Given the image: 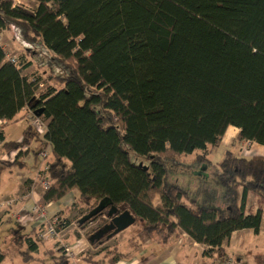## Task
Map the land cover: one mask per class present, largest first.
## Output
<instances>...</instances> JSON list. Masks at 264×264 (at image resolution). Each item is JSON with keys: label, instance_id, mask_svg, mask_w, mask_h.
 Masks as SVG:
<instances>
[{"label": "trees", "instance_id": "trees-1", "mask_svg": "<svg viewBox=\"0 0 264 264\" xmlns=\"http://www.w3.org/2000/svg\"><path fill=\"white\" fill-rule=\"evenodd\" d=\"M33 1L27 10L0 0V38L16 28L51 70L62 69V88L36 100L23 76L30 54L12 63L0 43V119L44 109L52 186L42 205L77 192L76 204L92 211L108 197L144 223L140 233L178 242L181 232L209 247L213 264H240L244 255L230 257L224 242L238 231L261 235L264 156L212 158L229 127L238 142L264 147V0ZM33 132L20 143L1 133L0 150L17 153L33 139L44 148ZM23 154L0 157V186ZM37 250L31 244L24 259ZM58 258L52 264H66Z\"/></svg>", "mask_w": 264, "mask_h": 264}, {"label": "rangeland", "instance_id": "rangeland-1", "mask_svg": "<svg viewBox=\"0 0 264 264\" xmlns=\"http://www.w3.org/2000/svg\"><path fill=\"white\" fill-rule=\"evenodd\" d=\"M12 1L16 6H21L27 10H33L37 6V3L33 0H12ZM7 30L8 32L2 33V37L0 38V43H2L7 53V56H9L8 61H10L11 57H16L19 59L23 57L22 56L23 54L25 55L30 54L26 56V62H30V67L23 72V76H26L30 81H32V83L36 84L37 90L35 92L36 93L35 99L40 100L41 94L45 93L50 87H55L58 90L61 89L62 81H63L62 79H60V77H62L63 75L62 69L60 67L59 68L55 67L54 69L51 70L48 66V64H50L51 59H47V57L45 59H42L40 55L41 51L39 50L38 47H36L35 45L30 46V44L26 42L22 38V36L19 35V31L16 28L10 27ZM30 52H32V55ZM35 52L37 53L35 54ZM31 63H33L32 66ZM42 63H44L45 66L42 65ZM70 63L74 64L73 61H71ZM24 111L25 112L21 113L18 116V118H21L23 116L27 117V115H29L28 108H26ZM28 127H31L33 132V127L30 124V122L27 121V118L17 119V121L13 120L4 127L0 128V134L4 132L3 134L5 136L4 139L6 138V140L9 142L12 141V142L20 143L22 142L24 131ZM231 134L230 135L227 134V137L229 136L230 138L232 137V139L227 142V145H231L233 142L237 140L236 139L237 136L233 138L235 134L232 135ZM224 137L225 135L221 138L220 140L221 143ZM42 141L44 143L43 145L44 148L42 147L41 149H40V142L36 139H33L31 143L26 146L25 149L27 150L25 152H22L24 154L20 159L21 161L23 157L25 158L24 165L21 162L19 164H15L11 169L4 170V172L1 175L0 203L4 202L3 200L5 201L18 200L16 195H13L11 193L14 186L13 180L17 179V181L19 182L21 180H26L27 178H33L34 181L36 180L38 181L39 173L42 171L43 168H45L46 164L51 159L50 157L51 153L46 159V161H44L40 157L37 158L35 156L34 151L40 153L46 147V142L44 140ZM1 147L2 146H0V149ZM240 147L244 148L242 152L248 158H252L254 156H264V147L258 146L257 144L252 143L246 147L245 144H241L237 142V147H235V150L238 151ZM233 150L234 148L232 147L229 149V151H233ZM226 152H227L226 148H223L222 146L217 148L213 153V158H212L213 163L216 165L222 162L226 155ZM12 154L3 153L2 150H0V157H2V155H5L4 158L6 161L14 162L17 156L13 157ZM185 158L187 159L186 161L192 162V160L195 158V155L186 156ZM145 164H148L147 160ZM18 182H17V186L19 187ZM35 186L37 191L42 192V188L40 184H36ZM26 192H28V190ZM78 197L79 196L77 193H73L65 197V199L63 198L62 208H60L59 212H56L53 214L54 216L52 215V217L47 218V216L45 217L47 213V209H46V213H44V216L43 215L37 216L40 219L43 218L42 220L37 221V219L34 218V221L28 220V222H26L25 228L27 229L20 228L23 227V224L18 222L17 219L18 215H16L17 221H15L16 219L13 214V216H11L12 219H14L13 222L12 221L6 222L4 229L0 230V240H1L0 248L3 252L5 251L7 254V259L5 260L4 264H24L22 262L21 253L25 252L28 249V247H30L31 244L33 245L35 243H37L38 245V250H37L38 257H36L38 258V260L37 263L34 264H52L54 262L52 258L57 256L60 257L58 258L59 259L58 261H61V263L66 262V264H70L71 263L69 262L70 258L65 255L66 249L69 250L70 252L75 253V257L78 260L79 264H90V261H93L94 263L97 262L100 264H108L109 262L108 253L105 250H102L101 252V248L104 245H106L107 242L113 241L108 246H104L102 249H106V247H108L107 248L108 252L110 251L111 253L113 252L114 255H116V257L119 258V256L121 257L125 256L127 258L130 256L128 252H130L132 248L134 249L138 248L139 247L138 245L142 243H145V245L146 244L149 245L151 244V241H155V242L163 241L162 239V236L164 235L163 233L156 235H154L153 233L150 235L146 234L145 232L140 233L139 231H141L142 227L144 226V223L138 220L135 225H133L123 233L119 234L116 237L117 240L112 239L103 243L102 245L96 244V246L95 245L92 246L89 243L88 238L92 234L96 233L98 228L101 227V225L108 224L109 219L108 216L106 215L98 216L94 221L88 223L85 229H81L79 227L78 221L91 211V206L89 207L88 205H81V203L79 202H77L76 204ZM157 200L158 199H156V201ZM48 204L42 205L41 202V205L44 207L47 206ZM88 204L91 205L90 203ZM98 204L99 203H97L96 205ZM53 208L54 207H52L51 209ZM6 209H10V210L14 209L15 212V208L13 207L12 209L5 206L0 208L3 214H4L3 210ZM20 216L23 219L27 216V213L25 212L24 215L22 214ZM44 217L47 218V220H50L51 221L50 223H52L54 218L57 219V221L61 223L60 224L58 222V226H62L63 223L62 221L65 222L64 225L65 229L63 230L64 232L62 231L61 233L60 231V236L62 241H58L56 238H54L55 236H53L52 233H50L47 237H45V239L40 236L42 234L46 235L47 232V230L40 231L45 229L46 222L44 220ZM34 224H37V227L40 228L36 236L34 235L32 236L30 234V230L33 229ZM162 228L163 227L160 226L161 229L160 232H162ZM78 232L80 233L78 234ZM79 238H82L81 240H83V243L81 242L82 245L81 243L80 245L78 244L77 240ZM224 245L228 247L227 252L231 254L230 257L237 259V256L244 255V258L239 260L240 264H258L260 261L256 259L255 256L264 255V217H263L260 236H255L251 231H244L242 233L238 231L233 233L231 239L229 241L226 240L224 242ZM208 251H210L209 247L204 246L203 255L205 256V253ZM32 255L34 256V252H32ZM48 255L50 257H48ZM96 256H99L100 258L97 259L95 258ZM150 256H153V254ZM206 257H207L206 262L208 264H213L217 260L216 255L214 256L208 255ZM179 262H183V259L182 258L179 259Z\"/></svg>", "mask_w": 264, "mask_h": 264}, {"label": "crops", "instance_id": "crops-1", "mask_svg": "<svg viewBox=\"0 0 264 264\" xmlns=\"http://www.w3.org/2000/svg\"><path fill=\"white\" fill-rule=\"evenodd\" d=\"M23 112H25V111H23ZM232 128L235 130L234 133H232V134H235L233 138H235V136H238L239 129H237L235 127H229L226 134H225L224 139H222V143H220V146H222L223 148H226V151H228L232 147V148H234L233 152H237V150H235V147H237V142H238L236 140L237 137L235 139L236 140L235 142H233L231 145H227V142L232 139V137L230 138V136L227 137V133ZM3 134H4V132H3ZM227 138H229V139H227ZM4 142H7L6 138L4 139ZM4 142H1L0 146H2ZM239 143L245 144L246 147L249 144H252L249 142H239ZM243 149H244L243 147H240L239 150L243 151ZM12 156L16 157V154L13 153ZM4 157H5V155H2V158H4ZM24 159L25 158L23 157V159L20 161V163L22 162L23 165H24V161H25ZM13 182H14V186H13L11 193L13 195H16V197L18 199V200H15L17 202L16 206L13 207V208H15V212H14V209L13 210L6 209V210H3V212H4V214H3L1 212L2 210H0V230L4 229L6 222H11V221L13 222L14 219H12V217H11V216H13V214H14V217L16 219V215H22V214L24 215L25 212L28 213V211L31 209V207L35 203V201H38L40 203V200H42V192L37 191L36 186H35L36 184H39V183H37V180L34 181L33 178H27L26 180H21L19 182L17 181V179H15V180H13ZM17 182L19 183V187L17 186ZM32 183L34 186L32 185ZM27 190H28V192H26ZM74 193H77V192H74ZM69 195H71V194H68L67 196H69ZM67 196H65V197H67ZM65 197H64V199H65ZM62 200H63V198L59 202L50 203L51 205L48 204L45 207L43 206L45 210L47 209V218L52 217V215L54 213L60 211V208H62ZM3 201H5V200H3ZM2 203H4V202H2ZM52 207H54V208L51 209ZM42 219L43 218H41L37 221H40ZM15 221H17V219ZM20 228L21 229H27L24 226L20 227ZM39 230H40V228L37 227V224H34L33 229L30 230V234L32 236L33 235L36 236V234H38ZM40 231H43V230H40ZM240 232L242 233L244 231H240ZM79 233L80 232H78V234ZM81 239L82 238H79L77 240L79 245L81 242L83 243V240H81ZM57 240L62 241L61 236ZM113 240H117V238L115 237ZM112 242L111 241L107 242L106 245H104V246H108ZM0 243H1V240H0ZM82 243H81V245H82ZM138 246H139L138 248H136V249L132 248V250L130 252H128V254L130 256L127 258L125 256L124 257L119 256V258L116 257V255H114L113 252L112 253H111V251L108 252V249H107L108 247H106V249H102L103 248L102 247L101 252H102V250H105L108 253V260H109L108 264H126V263H128V264H208L206 262V258H207L206 255L205 256L203 255V247L204 246L195 243L188 235H186L184 233L181 234L179 232L178 242H176V236H173L171 238H168L165 242H163V241H157V242L151 241V244H149V245H147V244L145 245V243H142ZM39 251H40V249H39ZM133 251H135V252H133ZM4 253H5V256L7 259V254L5 251H4ZM23 254H24V252L21 253L22 262L24 264L37 263L36 262V257H38L37 251L34 253V258H31L29 260H25ZM152 254H153V256H150ZM48 257H49V255H48ZM95 258L98 259L100 257L96 256ZM181 258L183 259V262H179V259H181ZM4 262H3V264H4Z\"/></svg>", "mask_w": 264, "mask_h": 264}, {"label": "built area", "instance_id": "built-area-1", "mask_svg": "<svg viewBox=\"0 0 264 264\" xmlns=\"http://www.w3.org/2000/svg\"><path fill=\"white\" fill-rule=\"evenodd\" d=\"M10 61L12 63H15L16 59L11 57ZM27 121L30 122V124L33 127V131L36 133V135H38L39 139L45 141L44 137L48 129V122L43 117L41 118V117L36 116L34 114V111H29V115H27ZM5 124H6V120L0 119V128L4 127ZM26 150L27 149L24 148L15 154L17 156L19 152H25ZM50 152H51L50 146L47 145L45 149L39 153V157L42 158L44 161H46V159L50 155ZM48 170H49V163L46 164L45 168L42 169V171L39 173V176H38L37 183L41 185L42 195L45 194L52 186V183H51L52 181L48 178V173H47ZM16 203L17 202L15 200H6L4 201V203L1 202L0 207L2 208L3 206H5V207L12 208L16 205ZM44 213H46V210L41 205V202L39 203L38 201H35L31 209L28 211L27 216L22 219V217L18 215L17 219L19 223L23 224V226L26 227L25 225H26V222H28V220L34 221V218L39 220L40 218H38L37 216L38 215L44 216ZM46 216H47V213L45 217ZM45 217H44V220L46 223H45V229L43 231L47 230V232H46V235L42 234L40 236L45 239V237H47L50 233H52L53 236H55L54 238L59 239L60 231H61L60 227L58 226L59 221H57V219L54 218L52 223H50L51 221L47 220V218ZM65 255L70 258L69 259V262H71L70 264H79L78 260L75 257L74 252H70L69 250L66 249ZM225 264H236V263L235 261H233V259H228L225 262Z\"/></svg>", "mask_w": 264, "mask_h": 264}, {"label": "water", "instance_id": "water-1", "mask_svg": "<svg viewBox=\"0 0 264 264\" xmlns=\"http://www.w3.org/2000/svg\"><path fill=\"white\" fill-rule=\"evenodd\" d=\"M34 114L41 117L44 114V109L39 108L34 111ZM105 210H107L106 216H108V219H110L111 222L88 238V241L92 246L96 244L102 245L103 243L114 239L137 222V218L134 217L129 210L120 212L112 200L106 197L100 201L96 208L80 219L78 224L83 226L88 222H92L95 217L102 214Z\"/></svg>", "mask_w": 264, "mask_h": 264}, {"label": "flooded vegetation", "instance_id": "flooded-vegetation-1", "mask_svg": "<svg viewBox=\"0 0 264 264\" xmlns=\"http://www.w3.org/2000/svg\"><path fill=\"white\" fill-rule=\"evenodd\" d=\"M108 222L110 223L111 220L109 219ZM255 236H256V235H255ZM255 258L258 259V260L260 261L259 264H264V255H263V256H261V255H259V256H255Z\"/></svg>", "mask_w": 264, "mask_h": 264}, {"label": "bare ground", "instance_id": "bare-ground-1", "mask_svg": "<svg viewBox=\"0 0 264 264\" xmlns=\"http://www.w3.org/2000/svg\"><path fill=\"white\" fill-rule=\"evenodd\" d=\"M234 132V129L232 128V129H230L229 131H228V135H230L231 133H233Z\"/></svg>", "mask_w": 264, "mask_h": 264}]
</instances>
